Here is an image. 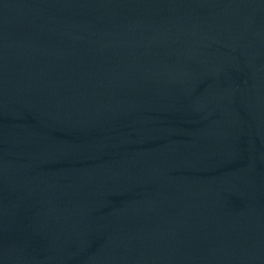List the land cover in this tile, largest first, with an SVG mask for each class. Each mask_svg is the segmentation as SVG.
<instances>
[{
  "label": "water",
  "instance_id": "obj_1",
  "mask_svg": "<svg viewBox=\"0 0 264 264\" xmlns=\"http://www.w3.org/2000/svg\"><path fill=\"white\" fill-rule=\"evenodd\" d=\"M0 264H264V0H0Z\"/></svg>",
  "mask_w": 264,
  "mask_h": 264
}]
</instances>
